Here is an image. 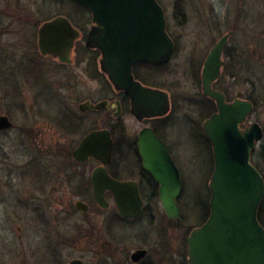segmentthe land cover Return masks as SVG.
Returning a JSON list of instances; mask_svg holds the SVG:
<instances>
[{"label": "flooded vegetation", "instance_id": "1", "mask_svg": "<svg viewBox=\"0 0 264 264\" xmlns=\"http://www.w3.org/2000/svg\"><path fill=\"white\" fill-rule=\"evenodd\" d=\"M67 1L75 4L77 10L62 17L70 21L79 32V37L74 42L69 60L63 62L58 57L44 55L39 44L41 28L60 18V11L53 15L49 14L47 5L0 0V42L3 45L6 43L5 46H0V51L6 52L7 47L13 49L7 60L0 58V90L18 91L23 86L32 88V84L22 80L19 74L47 77V60L55 62L61 70L73 69L79 79L84 77L76 79L79 90L73 107H67L68 109L58 113L56 135L41 133L42 130L34 132L31 127L26 126L19 130L23 132L21 136L28 145L33 141L45 140L59 145L60 186L51 187L47 200L48 205H56V220L58 224L60 222V230L59 226L56 227V248L47 243L46 250L56 252L58 264H66L63 259L66 249H74L83 254L73 258L69 264L74 261L80 264H189L187 241L192 231L205 225L210 216V183L216 167L213 144L208 139L205 125L219 113V102L203 91L204 68L213 49L224 36L229 35L222 57L219 58L223 62L221 73L212 82L211 89L223 97L224 103L238 101L253 105L252 112L246 122L240 125V130L246 131L257 124L254 118L257 91L253 66L249 67L247 77H240L238 70L241 48L233 42L232 37L234 29L239 28L241 23H245L241 26L245 32L248 23L255 22L253 16L255 17L256 4L264 6V0L261 4L256 0H237L236 24L234 21V29L227 34L189 37L186 38L187 41H183V37L170 35L174 50L168 63L144 61L133 65L130 73L132 80L146 91L139 93L136 101L131 94L132 89L117 88L104 75L100 65L101 52L87 45L89 34L96 26L93 13L81 4ZM157 1L160 3V0ZM250 10H254L253 16L249 13ZM32 28L37 29L33 58L30 57L33 52L29 31L30 29L32 32ZM15 37H18L19 45L15 42ZM244 42L238 43L242 45ZM18 48L21 52L24 49L29 55L21 54L20 63L16 64L14 51ZM187 50L189 52L186 56ZM253 52L254 50H248L249 57ZM13 62L14 67L11 64ZM182 62L187 73H180ZM84 86L83 91L81 88ZM32 106L33 103L30 102L26 115L30 116ZM47 108L45 107L49 112ZM0 116H7L13 123L11 128L0 131V135L14 131L15 122L6 114ZM97 131H106L113 141L109 165L104 166L93 156H85L82 160L75 157L83 141ZM221 133L223 136L222 131ZM153 139L159 140L167 148L166 152L156 150L150 154L164 155L162 161L169 168L165 169L169 187V164L173 162L179 172L182 182V191L176 200L181 213L179 217H172L166 212L161 196L162 184L144 166L145 159L139 145L141 140L151 143ZM197 146H203L204 150L197 149ZM157 162L160 163V159ZM251 164L264 178V136L251 153ZM101 168L109 178L124 186L115 191L103 184L100 196L92 178ZM29 169L35 189L46 194L45 186L48 183L44 181L45 171L42 177L38 171ZM175 178L172 176V179ZM13 187L16 189L14 185ZM200 188L206 190L207 196L205 204L196 210L197 225L193 226L186 202L189 200V190ZM118 202L127 205L129 211H133L139 204L140 210L133 216H126L118 209ZM21 206V211L31 214V197ZM38 206L41 205L34 207V213L38 217L37 221H42L45 215ZM14 214L18 219L23 218L16 212ZM86 254L89 256L88 263ZM15 257H21L20 253H16Z\"/></svg>", "mask_w": 264, "mask_h": 264}, {"label": "water", "instance_id": "2", "mask_svg": "<svg viewBox=\"0 0 264 264\" xmlns=\"http://www.w3.org/2000/svg\"><path fill=\"white\" fill-rule=\"evenodd\" d=\"M81 4L94 15L96 26L89 34L88 47L102 54L101 71L117 88L132 89L134 100L144 92L132 80V67L137 62L166 64L173 53V42L167 32V20L163 7L157 0H72ZM79 32L65 17L46 23L40 30V50L44 55L67 62ZM227 37L219 42L207 59L203 79L204 92L219 103V113L205 125L208 139L213 144L215 171L211 179V213L205 225L192 231L188 238L189 264H264V227L259 223V208L264 201V178L251 164V153L256 143L263 139L260 124L246 131L240 125L252 112L251 103H224L223 97L211 89L212 82L220 75L223 66V50ZM13 126L7 116H0V131ZM223 132V136L222 133ZM106 131H97L87 137L75 157L82 160L93 156L104 166L109 165L113 141ZM140 149L146 169L162 184L161 196L166 212L179 217L177 198L182 191V182L174 163L168 171L171 187L166 176L164 155L152 151H167L166 146L153 139L141 140ZM150 154V155H149ZM160 159V163L157 160ZM175 176V179H172ZM98 194L103 184L115 191L124 184L109 178L107 172L98 169L92 178ZM79 206V205H78ZM120 211L133 216V211L118 202ZM72 264H80L78 261Z\"/></svg>", "mask_w": 264, "mask_h": 264}, {"label": "rangeland", "instance_id": "3", "mask_svg": "<svg viewBox=\"0 0 264 264\" xmlns=\"http://www.w3.org/2000/svg\"><path fill=\"white\" fill-rule=\"evenodd\" d=\"M258 4L262 0H256ZM17 3L34 4L37 6L47 5L49 14H56L60 11V16H68L71 12L77 10L75 4L67 0H17ZM237 0H160L168 20V31L171 36L186 38H196L205 36L224 35L229 30L234 29V21L238 7ZM255 3V1H254ZM255 17L253 11L249 13L255 22L248 23L246 31H242L241 23L239 28H235L232 37L235 44L239 45L240 51V77H247L249 67L253 66L256 84L257 108L254 118L264 129V6L256 4ZM184 17V18H183ZM187 17V18H186ZM252 18V17H251ZM220 22V24H219ZM218 25V27H216ZM31 29V28H30ZM30 39L32 40V52L30 57L35 56V35L37 29L32 28ZM239 38L241 40H239ZM251 39L250 41H247ZM245 41L242 45L238 42ZM15 42L19 45L18 37ZM251 44L250 47L249 44ZM0 42V46H5ZM254 44V46H253ZM244 48L245 50H243ZM10 49L6 52L0 51V58L5 60L10 56ZM248 50L254 52L249 57ZM189 50L186 52V56ZM16 54V64H19L21 54L24 55V49L14 51ZM26 56L29 54L25 53ZM14 67V62L11 63ZM180 73H187L184 62H182ZM46 75H26L19 74L22 80L32 84V88L21 87L18 91L0 90V114L8 115L16 124L14 131H9L0 135V262L13 264L18 261L26 264H58V255L56 252L46 250L47 243L56 248L57 230H60V222L57 223L58 213L56 205H48L47 196L51 187L60 186V154H58V143L48 141H33L28 145L24 141L19 130L21 127H31L34 132L55 134L57 133V117L59 111L73 107L77 99L79 86L76 79L79 77L73 69L61 70L55 62L47 60ZM26 75V76H25ZM180 74L177 73V76ZM81 79H84L81 78ZM79 79V80H81ZM96 88L99 86H97ZM85 90V86L81 88ZM99 94V93H98ZM33 103V109L30 116L26 115L28 105ZM43 103L45 105H43ZM48 107L49 112L45 109ZM44 109V110H42ZM47 111V112H46ZM43 114H41V113ZM197 149L204 150L203 146H197ZM38 171L44 175L46 185V194L38 192L35 189V182L30 178V169ZM40 181V179H38ZM13 185L16 187L14 189ZM189 200L186 202L188 215L191 216V225H197L198 213L201 205L206 201V190L190 189ZM44 196V197H43ZM31 197L33 212L20 210L21 204L28 202ZM43 211L44 220L37 221L35 215L36 205ZM198 205V206H196ZM200 207V208H199ZM20 214L22 219L15 216ZM264 221V201H262L260 211ZM17 218V219H16ZM190 225V226H191ZM51 246L49 248H51ZM64 263L69 264L73 258L80 257L82 253L74 249L64 250ZM26 252H29L27 254ZM20 253L21 257H15ZM86 262L89 256L86 254ZM24 260V261H23ZM15 263V264H16Z\"/></svg>", "mask_w": 264, "mask_h": 264}, {"label": "trees", "instance_id": "4", "mask_svg": "<svg viewBox=\"0 0 264 264\" xmlns=\"http://www.w3.org/2000/svg\"><path fill=\"white\" fill-rule=\"evenodd\" d=\"M259 220H260V222L262 223V225L264 226V221H263V219H262L261 212L259 213Z\"/></svg>", "mask_w": 264, "mask_h": 264}]
</instances>
